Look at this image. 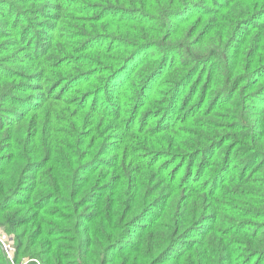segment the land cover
Returning <instances> with one entry per match:
<instances>
[{"label": "trees", "instance_id": "16d2710c", "mask_svg": "<svg viewBox=\"0 0 264 264\" xmlns=\"http://www.w3.org/2000/svg\"><path fill=\"white\" fill-rule=\"evenodd\" d=\"M262 115L264 0H0V228L28 264H264Z\"/></svg>", "mask_w": 264, "mask_h": 264}, {"label": "rangeland", "instance_id": "374dc122", "mask_svg": "<svg viewBox=\"0 0 264 264\" xmlns=\"http://www.w3.org/2000/svg\"><path fill=\"white\" fill-rule=\"evenodd\" d=\"M250 103H245V106H248ZM251 105V104H250ZM222 116H227V114H223L222 113ZM263 117V115H262ZM221 119H218V120H221V122H223L226 126H228L231 122L227 119H223V117L220 116ZM264 118V117H263ZM220 124V123H219ZM228 128V127H226ZM233 144V143H232ZM218 151H215V150H212L211 153H210V157L206 156V155H203V159L205 161L206 164H209V163H212L215 159V156L217 154ZM0 235L7 241L13 243L15 245V241H13V238L8 236L4 231L3 229L0 228ZM0 251H1V255L4 257V260H6L7 264H28L30 262V260H27V259H22L20 260L19 258H16L15 257V253L12 255L11 259L6 257L5 254L2 252L1 248H0Z\"/></svg>", "mask_w": 264, "mask_h": 264}, {"label": "built area", "instance_id": "2783aa9c", "mask_svg": "<svg viewBox=\"0 0 264 264\" xmlns=\"http://www.w3.org/2000/svg\"><path fill=\"white\" fill-rule=\"evenodd\" d=\"M0 248L2 252L5 254L6 257L10 258L16 251V247L13 243L5 240L1 235H0Z\"/></svg>", "mask_w": 264, "mask_h": 264}]
</instances>
